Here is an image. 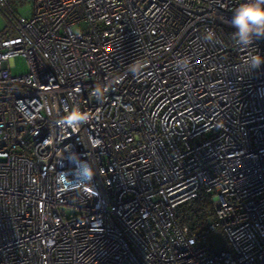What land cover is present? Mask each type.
I'll return each instance as SVG.
<instances>
[{
    "label": "built area",
    "instance_id": "2783aa9c",
    "mask_svg": "<svg viewBox=\"0 0 264 264\" xmlns=\"http://www.w3.org/2000/svg\"><path fill=\"white\" fill-rule=\"evenodd\" d=\"M243 2L32 0L25 17L0 0V264H264V64H245L264 38L232 39ZM202 194L212 218L181 226Z\"/></svg>",
    "mask_w": 264,
    "mask_h": 264
},
{
    "label": "clouds",
    "instance_id": "9594fccd",
    "mask_svg": "<svg viewBox=\"0 0 264 264\" xmlns=\"http://www.w3.org/2000/svg\"><path fill=\"white\" fill-rule=\"evenodd\" d=\"M229 24L235 29L231 33L232 39L238 47L249 48L256 39L264 38V0H245L233 12ZM214 33L209 30L205 36L206 40H212ZM245 64L250 69H258L264 64V56L258 52L249 54L245 60ZM83 117L77 115H70L65 118L69 125L73 121L79 122ZM95 171L87 164L83 163V169L76 172L75 181L81 184H92ZM58 183L63 185H71L73 181L67 180L65 174H59Z\"/></svg>",
    "mask_w": 264,
    "mask_h": 264
},
{
    "label": "rangeland",
    "instance_id": "374dc122",
    "mask_svg": "<svg viewBox=\"0 0 264 264\" xmlns=\"http://www.w3.org/2000/svg\"><path fill=\"white\" fill-rule=\"evenodd\" d=\"M9 5L19 14L25 17H29L32 9V0H8ZM8 22L4 14L0 11V33L8 34L12 36V31L9 29ZM27 62L24 58H15L12 62L11 74L13 76L23 75L27 73ZM210 242L213 249H225L227 248V242L225 236L217 231L210 236Z\"/></svg>",
    "mask_w": 264,
    "mask_h": 264
},
{
    "label": "trees",
    "instance_id": "16d2710c",
    "mask_svg": "<svg viewBox=\"0 0 264 264\" xmlns=\"http://www.w3.org/2000/svg\"><path fill=\"white\" fill-rule=\"evenodd\" d=\"M9 36L0 33V39ZM213 216V209L210 197L206 194L200 195L197 199L182 204L178 209L177 221L181 226L191 230L201 227L208 219Z\"/></svg>",
    "mask_w": 264,
    "mask_h": 264
}]
</instances>
